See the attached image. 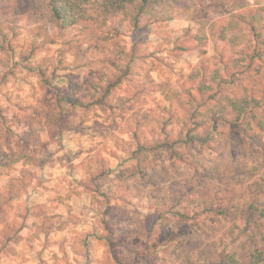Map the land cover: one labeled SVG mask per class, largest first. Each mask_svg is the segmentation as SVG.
<instances>
[{"label":"rangeland","instance_id":"1","mask_svg":"<svg viewBox=\"0 0 264 264\" xmlns=\"http://www.w3.org/2000/svg\"><path fill=\"white\" fill-rule=\"evenodd\" d=\"M135 16L95 1L61 29L43 0H0V264L264 251V0ZM240 99L258 107L237 118Z\"/></svg>","mask_w":264,"mask_h":264},{"label":"trees","instance_id":"2","mask_svg":"<svg viewBox=\"0 0 264 264\" xmlns=\"http://www.w3.org/2000/svg\"><path fill=\"white\" fill-rule=\"evenodd\" d=\"M97 1L99 10L104 15H111L117 12H124L128 7L135 6L136 16L145 12H151L156 7L168 3L170 0H43L44 7L50 14L52 21L61 29H66L75 25L80 19L85 16V8L89 4ZM135 3V4H134ZM137 19V18H136ZM3 48V46H0ZM229 105L232 106V110L236 112L237 118L241 117L246 109L258 107V101L254 99H240L229 100ZM189 141L199 142L197 136H189ZM206 205V204H205ZM209 207L210 205L207 204ZM251 213L257 215L259 218L264 217L263 210H257V208L250 207ZM207 209H212L207 208ZM213 211V210H209ZM257 213V214H256ZM251 243L256 245V235L253 233L251 236ZM248 246V245H247ZM244 244L240 247L241 254L249 260V264H261L264 262V251L260 250L257 246L254 249H249ZM237 254L229 253L225 255L222 264H241L236 260Z\"/></svg>","mask_w":264,"mask_h":264}]
</instances>
